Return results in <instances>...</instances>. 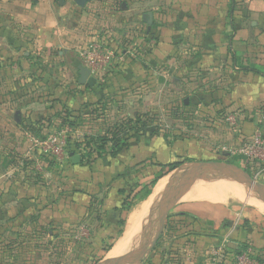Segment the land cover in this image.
Here are the masks:
<instances>
[{
	"label": "crops",
	"instance_id": "1",
	"mask_svg": "<svg viewBox=\"0 0 264 264\" xmlns=\"http://www.w3.org/2000/svg\"><path fill=\"white\" fill-rule=\"evenodd\" d=\"M149 13L153 14L152 23ZM98 40L107 41L117 54L127 49L131 54L125 53V60L115 63L104 77L93 75L96 84L90 87L79 82L81 51ZM49 67L63 70L58 79H44L50 89L46 100L51 106L63 100L77 110L84 102L129 98L130 107L124 115L130 119H147V114L160 109L158 126L153 127L150 119L141 134L131 137L116 157L103 158L97 171L89 170L91 177L97 172L96 178L107 181L110 194L106 204L115 218L126 212L122 209L126 196L121 191L135 195L127 188L138 169L146 167L153 173V162L169 163L178 156L226 158L221 143H237L257 129L264 134V0H0L2 132L13 131L11 117L34 101L32 94L27 98L30 94L20 88L25 86L29 69L47 71ZM74 77L79 86L71 84ZM62 84L76 89L61 90ZM184 94L187 97L180 108ZM172 107L180 109L185 118H193L192 124L183 123L172 132L176 137L171 136L165 123L168 118L174 119ZM234 110L245 114L241 136L224 120V114ZM70 158L73 164L81 161L79 155L70 154ZM237 161L234 164L247 172L254 170L244 158ZM177 169L165 171L160 178L170 175L172 179ZM149 176L141 175L139 181H147ZM216 176L207 171L198 180ZM5 178L0 173V185L4 187L9 183ZM189 188L170 209L158 245L146 261L152 256L158 264H205L209 248L229 231L233 213L226 204L192 198L195 191ZM153 189L127 210L117 241L125 237L132 213L149 199ZM159 202L119 259L139 240L146 242L155 235L148 221ZM261 215L255 213L233 238L264 248Z\"/></svg>",
	"mask_w": 264,
	"mask_h": 264
},
{
	"label": "rangeland",
	"instance_id": "2",
	"mask_svg": "<svg viewBox=\"0 0 264 264\" xmlns=\"http://www.w3.org/2000/svg\"><path fill=\"white\" fill-rule=\"evenodd\" d=\"M35 61L40 62L38 58ZM47 71L29 69L24 78L25 86L20 88L25 89L27 95L30 94L27 98H31L32 94L34 101L21 107L18 114L11 117L10 128L13 131L2 132L3 129H0V173L6 175L4 182H9L5 187L0 185V264H122L127 255L113 260L108 258V253L121 233L119 222L127 216V210L118 218L109 213L106 204L110 194L106 187L107 181L96 178L97 172L91 177L89 170L97 171L103 158L112 157L110 143L106 144L105 155L96 157L102 139L111 138L112 131L124 129L119 136H122L121 142L126 141L128 144L132 131L125 128L134 124L128 115H124L130 107L129 98L123 101L109 98L110 102L102 99L84 102L77 110L71 109L59 99L56 101L58 104L52 103L51 106L47 102L49 99L46 100L50 89L45 84L52 78L58 79L59 71L63 70L52 67ZM61 76L65 77V74ZM73 80L71 84L79 86L77 77ZM59 86L65 91L76 89L70 84ZM109 97H113V94ZM185 97L187 94L180 98V108H183L182 99ZM175 109L172 107L171 117ZM159 110L147 114L148 121L152 119L150 122L153 127L159 124ZM31 114L35 116L31 117ZM185 119L187 121L183 122ZM185 119L168 118L165 123L168 124L166 128L170 130L171 136H178L172 132L181 124H192L191 115ZM179 131L183 132V129ZM50 136L64 139L66 146L61 148L46 143ZM75 146H78L77 153L83 159L72 164L68 150ZM211 159L238 163L237 158L228 156ZM200 160L207 159L175 158V161L185 162L171 174L172 184L187 178L193 163ZM152 170L153 173L146 167L138 169V174L127 188L135 192L134 197L128 200L131 209L138 205L151 181L161 174L163 168L154 165ZM146 173L150 175L149 179L140 182L139 177ZM249 173L254 178L255 170ZM255 180L264 184V176ZM200 184L189 191H195ZM246 195V203L226 204L233 213L232 222L240 217L238 229L247 226L249 218L255 213L264 217V213L249 204L257 198ZM159 210L160 206L148 221L154 229L153 234H156L159 225ZM150 239L153 240L154 235ZM231 247H235V244L232 243ZM152 258L155 259L152 256L147 261L144 259L142 264H158L157 259Z\"/></svg>",
	"mask_w": 264,
	"mask_h": 264
},
{
	"label": "built area",
	"instance_id": "3",
	"mask_svg": "<svg viewBox=\"0 0 264 264\" xmlns=\"http://www.w3.org/2000/svg\"><path fill=\"white\" fill-rule=\"evenodd\" d=\"M125 53L131 54L128 50ZM125 53L117 54L105 40H98L81 51L82 64L91 70L95 77H104L115 63L125 60ZM245 114L241 110L229 111L224 120L233 131L241 136L240 128ZM46 143L56 146H66V141L56 136H50ZM221 151L228 157L244 158L252 163L255 170L254 178L264 176V134L257 129L251 136H242L237 143H221ZM240 217L232 222L229 231L207 252L205 264H264V248H256L250 244L237 254L228 253L233 235L240 224Z\"/></svg>",
	"mask_w": 264,
	"mask_h": 264
},
{
	"label": "water",
	"instance_id": "4",
	"mask_svg": "<svg viewBox=\"0 0 264 264\" xmlns=\"http://www.w3.org/2000/svg\"><path fill=\"white\" fill-rule=\"evenodd\" d=\"M81 1L85 2L88 0ZM148 16L150 18L149 22L152 23L153 14L149 13ZM79 82L90 87L96 84V78L91 74V70L84 65L80 67ZM74 160L77 161V157ZM205 171H214L218 174H221L225 178L238 183L247 194L264 199V184L256 181L245 169L237 166L234 163L217 161L213 159L196 161L193 163L187 178H185L182 182L173 185L171 179L168 189L160 199V210L158 212L159 225L157 227L156 234L154 235V239H150L146 242L139 240L138 244L125 254L127 255V258L125 262H122V264H127L128 261H131L130 264H142L144 259L153 251L156 243L163 233L168 213L173 204L186 190V188L194 184ZM108 264L114 263L110 262Z\"/></svg>",
	"mask_w": 264,
	"mask_h": 264
},
{
	"label": "bare ground",
	"instance_id": "5",
	"mask_svg": "<svg viewBox=\"0 0 264 264\" xmlns=\"http://www.w3.org/2000/svg\"><path fill=\"white\" fill-rule=\"evenodd\" d=\"M217 175L218 176L216 177L199 179L193 185H191L189 190H191L192 188H194L195 186H197L198 184L204 181L197 188H195V193L193 194L192 198L208 199L210 201L219 202L223 204H231L234 202L246 203L248 201L246 192L244 191L243 188H241V186L238 183L235 182V184L239 186L241 189L238 188L233 183V181L224 178L223 175L221 174H217ZM170 178H171L170 175H166L160 178L157 181L149 199L141 206L140 209L138 208L136 211L132 213L128 221L126 235L123 239L117 241L114 247L109 251L108 253L109 259L118 260L121 257L122 253L125 251L126 247L134 241V238L138 234L139 227L142 225L144 219L146 218L150 210H152V208H154V206L160 201V199L168 189L171 181ZM215 178H221V179L213 180ZM256 198L257 199L254 198L252 200L253 203L250 202L249 204L253 205L256 208H259L264 212V199H260L258 197ZM144 214L145 216H143Z\"/></svg>",
	"mask_w": 264,
	"mask_h": 264
},
{
	"label": "trees",
	"instance_id": "6",
	"mask_svg": "<svg viewBox=\"0 0 264 264\" xmlns=\"http://www.w3.org/2000/svg\"><path fill=\"white\" fill-rule=\"evenodd\" d=\"M253 71L258 72L257 70H253ZM183 114H184L183 112H180V109H176L174 114H173L174 119H185ZM147 121L148 120L144 119L143 116H137L136 119H131L130 120V122H133L134 124L129 126V128H125V129H129L130 132L132 131L131 137H135L136 135L141 134V132L145 129V127L147 125ZM123 130L124 129L120 130L119 128H117L116 130L111 132V134H112L111 138L104 137L102 139L103 140L102 144L99 146L98 152H96V157H102V156L105 155V152L107 150V148H106V144L107 143H110L111 146H112V150L110 152V155L112 157L117 156L127 146L126 141H122L121 142L122 136H119V133H121V131H123ZM88 146H89V144L87 145V147ZM77 148H78V146H75V148H70L68 150V152L70 154L78 155ZM184 162L185 161H172V162H169V163L153 162V165L159 166V167L163 168V170L161 171L160 175H157V177L151 181L150 185L148 186V189L144 193V196H147V195H149L151 193L154 185L157 183V180L165 173V171L171 172V171L177 169L178 167H180ZM121 193H123L126 196V198L124 199L123 205H122V209L123 210L131 209L130 208L131 206H128V204H129L128 200L131 198V194L127 193L124 190H122ZM119 224L122 227V229H121V233H122L123 232V228H124V224H125V220H121L119 222ZM233 239H234V241H237V244H235V247H230L229 248L228 253H230V254H233V255L237 254L239 251H241L242 249H245L246 247H248V245H250V243H247V241H239V240H237L235 238H233Z\"/></svg>",
	"mask_w": 264,
	"mask_h": 264
}]
</instances>
